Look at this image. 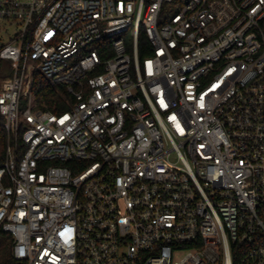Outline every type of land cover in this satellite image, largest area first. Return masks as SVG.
<instances>
[{
  "label": "built area",
  "instance_id": "2783aa9c",
  "mask_svg": "<svg viewBox=\"0 0 264 264\" xmlns=\"http://www.w3.org/2000/svg\"><path fill=\"white\" fill-rule=\"evenodd\" d=\"M0 21L12 264H264V0H0Z\"/></svg>",
  "mask_w": 264,
  "mask_h": 264
},
{
  "label": "trees",
  "instance_id": "16d2710c",
  "mask_svg": "<svg viewBox=\"0 0 264 264\" xmlns=\"http://www.w3.org/2000/svg\"><path fill=\"white\" fill-rule=\"evenodd\" d=\"M137 45L139 48V57L142 58L144 54L140 50L142 47L147 45V42L140 31L138 34ZM33 93H34L35 104L37 107L43 110H50L54 112L65 110V100L69 99L68 95L65 92V88L63 86H59V88H57L55 85H52L49 82H47V80H45L39 73L35 74ZM6 141H7L6 131L0 125V165L5 160ZM0 235H6V234L0 232ZM3 243L5 246L9 247V251H10V239L8 236L7 238L3 237ZM11 261H13L12 258Z\"/></svg>",
  "mask_w": 264,
  "mask_h": 264
},
{
  "label": "rangeland",
  "instance_id": "374dc122",
  "mask_svg": "<svg viewBox=\"0 0 264 264\" xmlns=\"http://www.w3.org/2000/svg\"><path fill=\"white\" fill-rule=\"evenodd\" d=\"M164 8H165V11L167 12L172 11L171 4H167ZM14 31H15V26L8 25V24L5 25L2 21H0V43L5 41ZM127 43H129V41H127ZM72 63H69V66ZM63 72L64 70L62 69V70H59L57 74L59 75V74H62ZM3 237L7 238V235H0V264H11L12 261L10 258L9 247L4 245Z\"/></svg>",
  "mask_w": 264,
  "mask_h": 264
}]
</instances>
